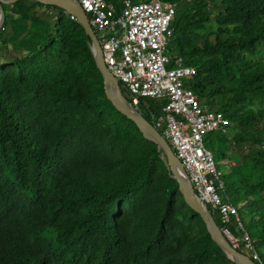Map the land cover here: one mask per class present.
I'll return each instance as SVG.
<instances>
[{"label":"trees","instance_id":"16d2710c","mask_svg":"<svg viewBox=\"0 0 264 264\" xmlns=\"http://www.w3.org/2000/svg\"><path fill=\"white\" fill-rule=\"evenodd\" d=\"M163 1L176 5L169 53L195 68L186 86L234 128L209 146L232 148L223 194L247 206L248 224L232 202L264 264V0ZM2 5L0 264H237L107 98L83 26L37 0ZM163 104L139 101L150 122Z\"/></svg>","mask_w":264,"mask_h":264},{"label":"built area","instance_id":"2783aa9c","mask_svg":"<svg viewBox=\"0 0 264 264\" xmlns=\"http://www.w3.org/2000/svg\"><path fill=\"white\" fill-rule=\"evenodd\" d=\"M72 1L87 13L104 61L118 82L126 86L130 104L141 113L140 99L164 101V122L152 113L151 123L158 130L163 128L162 134L182 162L198 201L217 214L226 239L235 249L243 248L259 260L255 240L243 232L237 207L221 194L225 189L222 174L205 146V134L229 132L226 118L186 86L195 68L183 64L181 56L172 58L169 53L176 5L163 0H119L117 8L107 0ZM233 222L243 232L240 237L231 227Z\"/></svg>","mask_w":264,"mask_h":264},{"label":"water","instance_id":"95a60500","mask_svg":"<svg viewBox=\"0 0 264 264\" xmlns=\"http://www.w3.org/2000/svg\"><path fill=\"white\" fill-rule=\"evenodd\" d=\"M16 0H0V28L5 19V11L3 3H13ZM45 4L55 5L66 10L73 16L85 29L86 34L90 38V46L94 55L96 65L100 70L103 80L107 98L112 102L115 108L131 119L139 128L144 138L157 144L158 149L162 152V157L170 171L171 176L177 181L179 190L184 197L185 202L196 213L200 215L206 225L207 231L211 239L219 245L227 256L237 264H258L251 259L249 255L242 253L235 249L230 242L226 239L220 226L217 224L212 213L204 204H201L194 192L191 181L185 171L182 162L175 155L169 141L164 135L139 111H137L130 102L124 97L121 92L119 82L113 73L107 67L101 43L95 33V30L90 22L87 13L72 0H37ZM31 26V21L28 22V29ZM25 30L19 39L25 37L28 33ZM111 87V88H110Z\"/></svg>","mask_w":264,"mask_h":264},{"label":"rangeland","instance_id":"374dc122","mask_svg":"<svg viewBox=\"0 0 264 264\" xmlns=\"http://www.w3.org/2000/svg\"><path fill=\"white\" fill-rule=\"evenodd\" d=\"M5 4H9V3L6 2ZM120 89H121V92L124 95V97L126 99H129V97H130L129 93L124 88H120ZM217 104L218 103L216 102V104H215L216 106L215 107H217ZM232 132H234V128L233 127L229 128V132L228 133L231 134ZM218 138H221V135L218 134L217 132H210L209 134H205L204 135V140H205V144H206L205 146L209 150H211V152L213 154V159H214V162H215V166H216V168L219 171H221V174H222L221 176H223L226 173H228V171L230 170V164H229L228 156H230V158L232 160H234V158H233V154H232V148H231V146L229 144H224L223 145L224 149L227 152V155H226V157L224 159H220V157H219L220 152H219L218 148L213 147V146L212 147L209 146V141L216 142V144L217 143L219 144ZM221 194H223V193H221ZM230 198H231L233 203H237L238 206L242 207V209L244 211L243 214H242V218H243L244 222L248 224L249 219H250V215H249V212L247 210V206L245 205L244 201L243 200H237L236 196L234 194H232V193L230 194ZM208 209L212 213L213 217L216 216L215 213H213L212 210L209 208V206H208ZM233 228H234V233L238 237H240L241 236V231L236 228V225H233ZM239 249L241 250L242 253H244L246 255L250 254L249 252H247L243 248H239ZM259 250H261L262 254L264 255V246L261 247Z\"/></svg>","mask_w":264,"mask_h":264},{"label":"bare ground","instance_id":"6f19581e","mask_svg":"<svg viewBox=\"0 0 264 264\" xmlns=\"http://www.w3.org/2000/svg\"><path fill=\"white\" fill-rule=\"evenodd\" d=\"M111 88V87H110Z\"/></svg>","mask_w":264,"mask_h":264}]
</instances>
